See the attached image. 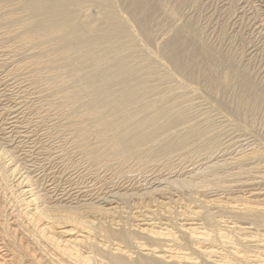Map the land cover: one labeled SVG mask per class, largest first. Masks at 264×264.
<instances>
[{
    "label": "bare ground",
    "instance_id": "obj_1",
    "mask_svg": "<svg viewBox=\"0 0 264 264\" xmlns=\"http://www.w3.org/2000/svg\"><path fill=\"white\" fill-rule=\"evenodd\" d=\"M151 1L0 0V37L14 39L15 54L23 49L32 53L28 59L18 60L16 68L40 70L33 74L32 84L37 88L41 81L56 84L40 92L62 94L60 106L66 108L68 127L74 131L68 143L86 164L110 168L131 159L139 166L156 165L173 152L195 150L196 142L207 133L202 127L211 122L209 112L201 114L202 127L197 121L192 123L189 113L180 111L181 105L190 102L189 97L176 103L169 98L180 84L160 93L161 69L150 66L147 78H143L139 72L143 60H160L165 70L172 66L174 76L203 78L214 87V97L236 73L222 70L221 54L213 49L199 42L194 47L187 45L185 40L192 32L181 25L173 30L175 21L173 28L169 27L173 36L169 30L170 38L157 47L153 43L156 51L150 46L147 51L142 41L151 44L156 11L163 10L165 19L176 16L165 0ZM88 2L97 7L93 16L88 13L91 7L87 6L92 5L86 6ZM261 5L254 13L262 32L264 0ZM8 23L17 27L9 29ZM234 75L240 98L258 107L264 101V91ZM187 88L194 90L191 85ZM216 103L217 107L222 104ZM246 125L250 129V124ZM246 125L242 127L247 131ZM178 126H183L182 130L173 132ZM256 139L248 150L215 160L201 171L160 178L157 185L152 181L144 190L124 186V192L95 198L88 195L91 190L85 191V186L77 191L63 185L59 188L46 180V170L40 177L33 176L37 169L21 168L14 151L0 147V264H264V138ZM168 162L162 163L165 170L171 168ZM232 165H238V171L225 177H234L233 184L248 187L245 194H230L229 198L196 194L199 189L198 193L232 191L235 185L229 180L225 185V177L217 172L221 166ZM241 175L247 177L242 181ZM132 201L135 213L122 207Z\"/></svg>",
    "mask_w": 264,
    "mask_h": 264
},
{
    "label": "rangeland",
    "instance_id": "obj_2",
    "mask_svg": "<svg viewBox=\"0 0 264 264\" xmlns=\"http://www.w3.org/2000/svg\"><path fill=\"white\" fill-rule=\"evenodd\" d=\"M154 1L156 0H152L151 2ZM165 1L170 4L168 5L171 6L173 10H175L174 12L176 13V16L172 17L173 20L171 19V16H168L167 19H169L167 20L165 19L166 14L163 10H159V12L156 11L153 16L154 23L152 24V29L154 30L155 34L152 40H149L151 41V44L149 41L148 45L146 44V42L142 41V44L147 47V51L149 50L148 46L151 47V45H153L152 47L154 48V44L157 43L155 45V47H157V45H160L162 40L170 38L168 35H171L172 32L171 29L173 28V26L171 28V25H173L175 22H178V25L174 24L175 28L173 30L177 29L178 27L180 28L179 25H181V27L186 26L185 28L190 29V31L192 32V35L185 40L187 45L194 47L196 46L195 44L199 42L203 44L202 46H205L206 48L208 47L210 50L213 49L214 52L221 54L219 56H221V67L223 68L221 69L223 71L227 69L225 71H228L232 74V71H234L236 72L234 74H237L240 78L249 81L255 87V89L264 91V31L261 32L257 28L258 17H256L254 13V9H256V7L262 8L263 5H261V1L263 0H258L260 2H258L257 0ZM89 3H92V5H89ZM87 4L89 6H87ZM86 6L88 8L91 7L89 9L87 8L90 15L93 16L95 15V12L97 13V7L93 4V2L86 3ZM229 7H231V10ZM235 10L236 12H234ZM156 24H159L158 28L161 30L157 28L158 25ZM6 27L9 29H13L17 26L8 23ZM169 30H171V32ZM158 31L160 32L157 33ZM168 31L170 34H168ZM162 34L163 36H161ZM173 34L174 32H172L171 37L173 36ZM192 36L194 37L196 42L194 41ZM13 40L14 39H12L10 36L8 37L7 35L2 36V38L0 37V81L2 82H0V147L7 148L12 152L14 151L13 153L16 159L19 157L18 165L27 167L30 171L37 169L33 176L37 174V176L40 177V175L43 173V170H46L44 171L45 175L47 174L46 176L48 177H46V180L51 181V183L54 182V185L58 184L57 186L61 189L63 188V186L64 188L73 187V191H77L76 188L81 189L82 186H85L86 188H82L85 191L91 190V193L89 192L88 195L91 194L90 196H93V198H95V195H99L102 197L106 194H109L107 196H110L117 191L121 192L123 190L122 192H124V186H129V188L135 187L137 189L144 190L147 187L152 186L154 182V185H157V179L161 178L160 180H163L166 177L182 176V174L187 176L189 174H192V171L197 172L205 169L209 164L214 163L215 160L222 161L223 159L236 156L237 154H240L241 152L251 148L252 143L257 140L256 138H258V140L259 137L260 140L264 138V101L258 103V107H256V104H251V107L249 102L243 101L240 98L239 94L241 90L240 88H238L239 86L235 84V77H233L235 76L234 74L232 77H230L233 78V81H227L229 85L227 84L225 85L226 87L221 89L223 93L220 92L217 97H214L213 91H211L214 87L206 82V80H202L203 78L200 77V79L196 76L195 78H193L194 76H191L190 78L189 75L183 76L180 74L175 75L177 76L175 77L172 74L173 70L171 71V69L173 68L172 66L169 65L170 70H165L161 68L160 60L152 59L151 61L150 59H145L142 61V69H139V72L142 74L141 77L147 78V73L150 66H156L160 68L161 75H164V79H159L158 91L160 93L164 94L166 91L170 90L172 86L178 87V85H181L182 81L184 80L183 82L185 84V87L182 88L179 85V89L181 88L183 89V91L181 89H177L178 91L171 92L169 98L172 99V102L176 103L177 100L179 101L183 97H189L190 102L181 105L180 109H183L180 111H187L186 114L189 113L188 117L192 123L196 121V123H200L198 127H202L200 125L202 123L201 120H203L204 116L201 114H203L204 111L209 112L208 115L210 116L211 122L207 128L204 126L202 127L204 128L203 131L207 133L200 139V141L198 140L196 142L197 146L195 147L197 148L195 150H193V148H190L192 151L189 149L173 152L171 153V155L168 154L166 158L156 162V165L155 163H148L145 165L140 164L141 166H139L134 160L131 159L123 163L121 166H112L110 168H99L97 166H93V164L90 163L86 164V162L82 161V156L78 153V151L70 146V142L68 143V138L72 136L74 131L70 130V128L68 127L67 122H69V117L67 118L66 108H62L60 106L61 101H63V99H61L62 97H60V95L62 96V94L60 92H56V94L54 92L53 94V92L49 91V95V92L46 94L44 92H40L44 87L55 88L54 86H56V84H54L52 81H41L40 87L38 88L37 86L35 87L32 84V80L34 79L35 75L40 72V70L38 71L35 68H16L17 63L20 60L24 58L28 59L32 53L27 49H23L24 51H21L23 53L20 52L15 54L13 52L15 41ZM152 47L150 49H152ZM154 49H152L151 51L157 50ZM42 53L43 52H41V54ZM10 70L12 71L8 72ZM32 70H35V72ZM36 71H38V73ZM171 75H173L174 77ZM182 76L183 78H181ZM179 78L183 80H180ZM146 81L148 82V80ZM193 82L194 84H192ZM42 83L43 85L41 86ZM187 85H191L194 90L191 88H187ZM198 89L200 91H198ZM210 100L212 101L210 102ZM216 101H220V103H222L221 105L225 108H223L219 103L218 104L223 109H220V106L217 107ZM56 102L59 104H57ZM210 103H212V105ZM246 106L248 108H246ZM249 107H251L252 110ZM255 108L257 111H255ZM252 113L254 116L252 115ZM229 117H231L232 119ZM230 120L233 121L231 122ZM246 123L250 124L248 125L249 127L251 126L250 129L247 127ZM242 124L244 126L246 125L245 128L248 129L247 131L244 130V126ZM179 127L180 126L173 129V132L182 130L183 126H181L182 128L180 127L181 129H179ZM13 147H15L14 149H16L17 147V149L14 150ZM178 153H181L182 155L179 156L177 155ZM61 158L63 159L61 160ZM168 161L172 163L171 168L169 170H165L166 168L163 167L162 163H166ZM129 162H131V164ZM236 167H238V165L221 166L218 169L219 171L217 170V172H219V175L221 177H225L229 173L237 172L238 168ZM128 171H130V173ZM243 176L241 175V177L239 178H241L242 180L243 178L247 177H245V175ZM208 178H210L209 180L212 179L211 177H207V180ZM222 179L226 182L225 185L228 184L226 180L231 181V185H235L233 186L232 191L228 192V190L219 189L198 193V191H200L199 189L198 191L196 190L197 192L195 191L196 194H205L209 197L215 194L217 196L219 195V197L221 196V198H227L228 196L231 197L230 194H232L233 196H241L242 194H245L246 190H249L248 187H244L243 185L237 186L239 184H233L232 181L235 180L234 177H225ZM152 181L154 182L152 183ZM76 183H78V185ZM83 189L81 190L82 192H84ZM180 193L184 194V192ZM178 194L179 193H176V195ZM113 201L119 203L117 199ZM134 202H130L129 205L122 204V207H126L125 210L128 212L135 213L137 210L134 209L135 207H132Z\"/></svg>",
    "mask_w": 264,
    "mask_h": 264
}]
</instances>
